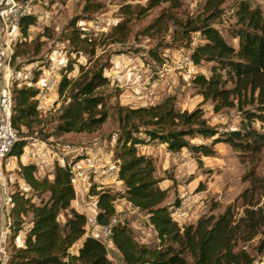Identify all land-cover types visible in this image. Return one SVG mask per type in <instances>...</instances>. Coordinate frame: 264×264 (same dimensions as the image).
I'll return each instance as SVG.
<instances>
[{
  "label": "trees",
  "instance_id": "obj_1",
  "mask_svg": "<svg viewBox=\"0 0 264 264\" xmlns=\"http://www.w3.org/2000/svg\"><path fill=\"white\" fill-rule=\"evenodd\" d=\"M176 0H148L146 8L161 4L173 5ZM224 0H208L205 8L208 15L187 20L180 26L182 39L198 33L203 43L191 51L193 65L212 63L210 77L196 75L192 83L204 100L213 103L215 112L227 107H238L242 120L235 130L220 133L209 127L203 111L197 107L191 112L175 109L174 97H168L155 105L131 108L120 104L110 105L103 90L110 80L103 76L105 67H80L77 78H68L67 72L59 81L57 93L63 103L59 115L54 119V134L93 133L101 128L111 116L117 123L113 161L118 163L117 180L124 187L114 192L90 187L89 194L97 197L96 222L99 226H110V241L125 264H252L246 253L236 251L239 241H246L264 226L262 214L245 210L243 217L236 219L231 207L218 215L200 216L195 223L180 227L172 217L173 204L165 203L167 190L161 189L155 178V166L151 158L139 155L138 147L156 142L165 145L169 153L188 150L197 161L199 156L213 157L215 146L221 142L234 149L254 150L264 143V11L252 7L247 1L238 4L235 13L237 25L235 37L237 47L226 43L213 27L220 17V6ZM164 16L146 28L161 30ZM34 18L23 16L19 21V33L28 36ZM113 41L126 39L127 29L120 23L114 28ZM113 36V37H114ZM78 52H93L90 38L71 39ZM14 51L13 57H15ZM153 57L156 55L151 53ZM223 73L224 77H220ZM38 76V75H37ZM34 81L36 77H34ZM230 87H226L227 84ZM254 102L251 110H244L240 103L247 94ZM12 125L17 133V142L11 155L20 157L25 146V132L42 122L34 87L12 84ZM245 99V98H243ZM253 100L250 104H252ZM112 114V115H111ZM261 126L257 131L253 124ZM211 140L210 144H191L189 140ZM17 174L27 186L18 187L10 195V217L13 225L10 238L15 240L29 226L24 239V248L13 245L8 253L7 264H113L100 239L87 234L86 217L71 208L75 189L70 181L68 164L54 165L52 173L40 175L31 164L19 163ZM124 200L138 212L144 213L152 227L157 244L148 246L139 243L128 225L115 219L114 203ZM264 203V202H263ZM65 222L61 226L59 217ZM264 246V234L261 239ZM9 246V245H8ZM189 257L192 261L187 260Z\"/></svg>",
  "mask_w": 264,
  "mask_h": 264
},
{
  "label": "rangeland",
  "instance_id": "obj_2",
  "mask_svg": "<svg viewBox=\"0 0 264 264\" xmlns=\"http://www.w3.org/2000/svg\"><path fill=\"white\" fill-rule=\"evenodd\" d=\"M16 1L26 5L27 15L34 18V25L29 27L27 37L17 32L12 35L13 54L16 51L10 62L12 81L17 88L20 85L34 87L38 94L44 96L42 101L37 97L42 122L25 132L24 141L27 150L28 147L35 151L41 148L38 153H42L39 159L42 165L35 167L37 171L52 173L55 164L73 166L79 163L78 168L87 175L83 179L88 183L91 177L86 172L96 162L107 165L108 175L115 170L118 172V163L113 161L118 126L112 114L106 124L93 133L62 136L53 133L54 119L59 115L64 100L59 99L57 87L67 67L71 69L67 72L68 78H77L80 67L84 70L95 65L105 67L103 76L110 80V85L102 92L110 105L138 108L174 97L176 110L191 112L200 107L207 125L220 133L240 127L242 114L238 107L215 112L213 103L204 100L192 83L196 75L207 78L211 75L212 63L193 65L190 59L192 49L203 43L202 38L196 33L181 40L180 26L187 20L207 16L205 5L208 0H176L173 5L165 3L151 9L146 8L148 0ZM240 1L224 0L220 6V17L212 22L226 43L235 48L237 39L234 37L239 29L235 13ZM245 1L264 11V0ZM161 16L166 20L163 28L147 31L146 28ZM119 23L127 29L126 39L122 42L113 41L118 36L114 28ZM73 37L81 40L90 38L93 52H78L71 44ZM223 75L220 73L222 79ZM250 97L247 93L243 97L245 99L242 98L240 105L244 110L253 108L256 96ZM253 128L259 131L261 126L255 122ZM189 142L209 145L211 140L196 138ZM138 148L154 163L155 178L160 181L159 186L167 190L165 203L175 202L171 208L172 217L180 227L195 223L202 215H218L227 207L232 208L236 219L243 217L245 210L262 214L264 143L257 149L245 150L234 149L221 142L215 146L213 157L199 156L200 162L186 149L169 153L165 145L156 142ZM6 181L11 195L14 187L20 185L17 171L8 172ZM77 185L78 182L73 187ZM118 185L114 178L109 184L112 188L102 189L122 191L124 187L121 185L117 189ZM89 191L90 188L87 196L93 197ZM85 206L89 207V203ZM114 207L115 220L126 223L139 243L157 244L144 213L124 200H117ZM59 222L63 226V215ZM263 234L264 226H261L249 240L239 241L235 250L246 253L253 259L252 264H264V246L260 245ZM98 239L103 242L107 257L113 264H125L110 241ZM3 245L9 253L15 245L14 240L10 238L5 244L0 241V247ZM187 260L192 261L189 257Z\"/></svg>",
  "mask_w": 264,
  "mask_h": 264
},
{
  "label": "built area",
  "instance_id": "obj_3",
  "mask_svg": "<svg viewBox=\"0 0 264 264\" xmlns=\"http://www.w3.org/2000/svg\"><path fill=\"white\" fill-rule=\"evenodd\" d=\"M28 8L23 3H19L16 0H0V187L2 189V198L0 200V231L10 233L13 221L10 217V195L5 184L4 172L5 170L12 171L18 169L19 163L26 161L27 164H31L36 168L41 167L39 159L41 153H38L41 148H36V151L29 148V150L23 148V153L20 157L11 155V150L17 142V133L12 125V77L10 62L13 56V44L12 35L14 32L19 33V21L20 18L28 14ZM40 101L44 99L42 94L37 96ZM41 103V102H40ZM25 140V139H24ZM78 163L70 166L71 170V183L75 185L80 179L86 178L87 175L78 168ZM25 190L27 186L25 185ZM116 220H112V224H115ZM98 228L99 238L102 240L110 241V226L102 227L96 222L95 216H89L86 218L85 229ZM28 229H24L19 235L26 236ZM111 242V241H110ZM3 244H5L3 242ZM8 253L6 247L3 245L0 247V264H7Z\"/></svg>",
  "mask_w": 264,
  "mask_h": 264
},
{
  "label": "crops",
  "instance_id": "obj_4",
  "mask_svg": "<svg viewBox=\"0 0 264 264\" xmlns=\"http://www.w3.org/2000/svg\"><path fill=\"white\" fill-rule=\"evenodd\" d=\"M138 154L139 155H144V151L140 153V148H138ZM41 157H42V153H41L40 158ZM22 164L25 165V164H27V162L26 161H22ZM106 166H107L106 164H103V163H100V162L94 163L93 166L91 165L92 169L90 168L88 170V172H86V173L89 174V177H91L89 183L86 182V179L79 180L77 187H74V189H75V199L71 203V208H73L77 212L85 215V217H87L88 215L96 216V212H97V210H96V197L95 196H93V197L87 196V192H88V190L90 188L89 186L96 185L98 190L102 189V188H108V187L112 188V186H109V184H110L111 181L114 180V178L116 180V183L120 184V185L117 186V189H118V187L120 188V186L122 185V183L120 181H117L118 172L115 170V172L113 171L110 175H108L109 172H108ZM15 170L17 171V169H15ZM12 171H14V170H12ZM8 172H10V171L5 170V172H4L5 184H4V182L1 183L2 185L6 186L7 189H9L8 188V184L6 183L7 182L6 178H7ZM38 173L40 175H44V172H41L40 170H38ZM19 183H20L19 187L24 189L25 188V184L23 183V181L19 179ZM159 185H160V183H159ZM160 188L164 189L162 187H160ZM82 203H84V204H82ZM86 203H89V207L85 206ZM25 229H29V226H27ZM86 232H87V234H90V235H92V236H94L96 238H99V229L98 228L86 229ZM9 235H10V233L7 234L6 232L0 231V241L6 243V241L8 239H10ZM24 239H25V237L22 234L17 236L15 238V240H14L15 246L17 248H24Z\"/></svg>",
  "mask_w": 264,
  "mask_h": 264
}]
</instances>
